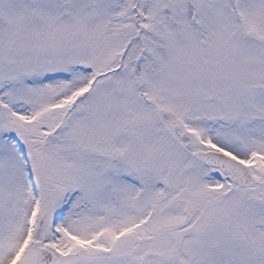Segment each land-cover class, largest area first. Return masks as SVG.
Returning <instances> with one entry per match:
<instances>
[{"label": "snow or ice", "instance_id": "1", "mask_svg": "<svg viewBox=\"0 0 264 264\" xmlns=\"http://www.w3.org/2000/svg\"><path fill=\"white\" fill-rule=\"evenodd\" d=\"M0 264H264V0H0Z\"/></svg>", "mask_w": 264, "mask_h": 264}]
</instances>
